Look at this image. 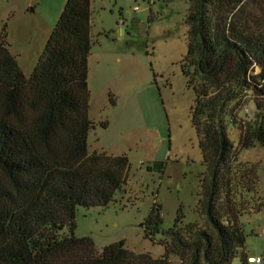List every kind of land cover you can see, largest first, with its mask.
Wrapping results in <instances>:
<instances>
[{
	"label": "trees",
	"instance_id": "trees-1",
	"mask_svg": "<svg viewBox=\"0 0 264 264\" xmlns=\"http://www.w3.org/2000/svg\"><path fill=\"white\" fill-rule=\"evenodd\" d=\"M186 1L181 72L194 94L189 120L204 167L196 200L203 223L183 222L178 211L157 257L122 240L96 249L89 237L73 235L76 206L112 202L124 190L128 160L87 151L88 132L106 126L87 114L90 0H65L29 77L0 28V264H173L170 255L178 264H230L235 256L242 262L239 218L264 211L256 166L237 160L241 148H264V30L251 10L264 0ZM247 92L250 119L238 115ZM230 126L238 130L236 146ZM160 224L153 202L143 236L155 242Z\"/></svg>",
	"mask_w": 264,
	"mask_h": 264
},
{
	"label": "rangeland",
	"instance_id": "rangeland-1",
	"mask_svg": "<svg viewBox=\"0 0 264 264\" xmlns=\"http://www.w3.org/2000/svg\"><path fill=\"white\" fill-rule=\"evenodd\" d=\"M65 0H0V28L9 52L29 77ZM186 0H90L87 57L88 117L96 125L86 138L87 151L124 154L128 160L123 191L107 206H76L73 235L89 237L96 249L122 240L135 253L157 257L158 240L178 211L183 222L203 223L196 210L198 175L203 170L197 137L189 120L194 94L181 72L186 53ZM264 30V5L251 6ZM144 23L143 34L138 28ZM256 67L254 71H257ZM112 99V102L108 100ZM247 92L238 115L253 116ZM227 134L236 146L238 130ZM237 160L256 166L264 196V148L257 143L237 151ZM153 202L161 224L155 242L143 236L141 223ZM244 253L264 264V211L242 214ZM67 231L66 228L63 229ZM178 264L176 255L169 256ZM230 264H242L235 256Z\"/></svg>",
	"mask_w": 264,
	"mask_h": 264
},
{
	"label": "built area",
	"instance_id": "built-area-1",
	"mask_svg": "<svg viewBox=\"0 0 264 264\" xmlns=\"http://www.w3.org/2000/svg\"><path fill=\"white\" fill-rule=\"evenodd\" d=\"M261 257L256 255H244L242 264H260Z\"/></svg>",
	"mask_w": 264,
	"mask_h": 264
},
{
	"label": "water",
	"instance_id": "water-1",
	"mask_svg": "<svg viewBox=\"0 0 264 264\" xmlns=\"http://www.w3.org/2000/svg\"><path fill=\"white\" fill-rule=\"evenodd\" d=\"M138 31H139L140 34H143L145 32V30H144V23H140V26L138 28Z\"/></svg>",
	"mask_w": 264,
	"mask_h": 264
},
{
	"label": "crops",
	"instance_id": "crops-1",
	"mask_svg": "<svg viewBox=\"0 0 264 264\" xmlns=\"http://www.w3.org/2000/svg\"><path fill=\"white\" fill-rule=\"evenodd\" d=\"M261 263V262H260Z\"/></svg>",
	"mask_w": 264,
	"mask_h": 264
}]
</instances>
